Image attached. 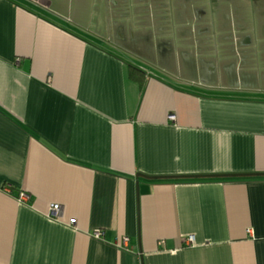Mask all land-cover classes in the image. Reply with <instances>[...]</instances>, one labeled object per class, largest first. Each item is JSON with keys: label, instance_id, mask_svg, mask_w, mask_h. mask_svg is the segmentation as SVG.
Here are the masks:
<instances>
[{"label": "crops", "instance_id": "obj_1", "mask_svg": "<svg viewBox=\"0 0 264 264\" xmlns=\"http://www.w3.org/2000/svg\"><path fill=\"white\" fill-rule=\"evenodd\" d=\"M262 173L264 0H0V264H264Z\"/></svg>", "mask_w": 264, "mask_h": 264}, {"label": "built area", "instance_id": "obj_2", "mask_svg": "<svg viewBox=\"0 0 264 264\" xmlns=\"http://www.w3.org/2000/svg\"><path fill=\"white\" fill-rule=\"evenodd\" d=\"M170 118L171 119H175V115H171ZM28 196H29L28 193H26L25 191H21L19 193V196H18L19 202L22 203V202L27 201L28 200ZM61 214H62V206L61 205H59V204L51 205L50 211H49V215L50 216L58 218V217L62 216ZM94 234H95L96 237H101L103 235V232L100 229H97ZM190 239H192V237ZM128 242H129V237L128 236H124L119 241V244L121 246H127Z\"/></svg>", "mask_w": 264, "mask_h": 264}, {"label": "water", "instance_id": "obj_3", "mask_svg": "<svg viewBox=\"0 0 264 264\" xmlns=\"http://www.w3.org/2000/svg\"><path fill=\"white\" fill-rule=\"evenodd\" d=\"M251 175H253V174L241 173V174H230V175H225V176H251ZM262 175H264V173H262ZM138 176H144L147 178H152V176L143 175V174H139ZM196 177H198V176H196V175H177V176H173L172 178H196Z\"/></svg>", "mask_w": 264, "mask_h": 264}, {"label": "trees", "instance_id": "obj_4", "mask_svg": "<svg viewBox=\"0 0 264 264\" xmlns=\"http://www.w3.org/2000/svg\"><path fill=\"white\" fill-rule=\"evenodd\" d=\"M131 73H132V76H134L138 80L143 78V75L141 74L140 70L136 67H132Z\"/></svg>", "mask_w": 264, "mask_h": 264}]
</instances>
